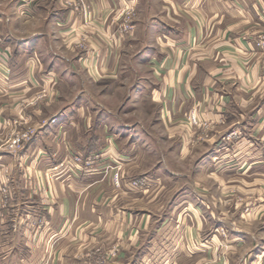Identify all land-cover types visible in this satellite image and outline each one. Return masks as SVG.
I'll list each match as a JSON object with an SVG mask.
<instances>
[{
    "label": "crops",
    "instance_id": "crops-1",
    "mask_svg": "<svg viewBox=\"0 0 264 264\" xmlns=\"http://www.w3.org/2000/svg\"><path fill=\"white\" fill-rule=\"evenodd\" d=\"M86 1L0 0V264H235L264 242V0ZM123 77L156 109L116 136L88 99Z\"/></svg>",
    "mask_w": 264,
    "mask_h": 264
},
{
    "label": "rangeland",
    "instance_id": "rangeland-1",
    "mask_svg": "<svg viewBox=\"0 0 264 264\" xmlns=\"http://www.w3.org/2000/svg\"><path fill=\"white\" fill-rule=\"evenodd\" d=\"M19 2L21 3L20 0H19ZM62 4H63V2H62ZM25 5H28V4H25ZM85 6H86L85 10H75V9H73V10L78 11V12L80 11L82 13H86V10L88 7L86 0H85ZM124 72H125V74L128 73L126 71H124ZM147 76H148V78H150L151 73L148 72ZM138 80L139 79H137L136 81H138ZM132 83H134L132 80L125 79L124 77L120 78V80H116V82H114V83L111 82L109 85V86H112L110 88V90L113 89L112 92H114V93H112V95H110V96L100 95V96L88 99V100H90L91 104L95 103L96 107H100V108L104 109V111H101L98 113L96 112L94 115L101 117V118L105 117L106 132L109 134L115 133L117 136V134L124 133L125 128L127 130L130 128H132V129L140 128V130L144 129V128L147 129V124L149 123V120H152V118H153V117H151L152 113H149L147 111L149 109V111L153 112L156 109V105L154 103L150 104L148 101L141 103V101H139L138 98L135 100L132 97L129 98V93H130L129 89H130V85ZM132 99H133V101H131ZM3 123H4L3 126H5L4 127L5 139H4L3 143L8 150H11L7 146V144L9 143V139L13 136V133L17 129H25V128L29 127L33 131L32 137L35 133V129L32 127V123L30 122V120L26 121L25 119L20 118V117H9V118L5 119V121ZM195 123H196V121H195ZM84 127L85 126L83 125V123H79V132L80 133L81 132L83 133V131H85V130L88 131L90 129L89 126H87L86 128H84ZM150 131L153 132L154 129L149 128L147 130V132H150ZM92 132L93 131H91L90 133H92ZM11 151H13V150H11ZM89 155H87V156H89ZM95 161H96V159L93 161V163ZM93 163L91 165H89L88 168H81V169L84 171H90L91 168H93V166H94ZM116 166L117 167L112 172V180L114 181L115 184L118 185L121 170H120V167H118V165H116ZM115 175H117V179H115ZM140 177H143V176H137V177L132 178L130 180V184H131V181L133 179L140 178ZM149 183H150V180L148 181V184L139 186L137 188H147ZM134 187H136V186H134ZM263 225H264V220H263L262 224H259V228H260L259 231H260L261 236H264V226ZM263 243L264 242H262L260 240L251 241V243L245 247L246 249H244V251H243V257L237 258L236 260L234 258L235 264H249L250 259H252V260H250V264L255 259H256V261H255L256 263H254V264H264V251H263L264 250V244ZM83 264H86V262H83ZM204 264H219V263H218L217 259L212 257L210 259V261L208 260V262H205Z\"/></svg>",
    "mask_w": 264,
    "mask_h": 264
},
{
    "label": "built area",
    "instance_id": "built-area-1",
    "mask_svg": "<svg viewBox=\"0 0 264 264\" xmlns=\"http://www.w3.org/2000/svg\"><path fill=\"white\" fill-rule=\"evenodd\" d=\"M22 4H29L33 0H20ZM63 5L75 9V10H85V0H62ZM129 29V25L125 24L122 26L120 29V33H123ZM254 45L258 50H261L264 54V34H261L260 36L256 37L254 40ZM83 46V44H81ZM189 117L193 122L196 121L195 116L193 112L189 114ZM16 123V122H15ZM33 131L31 128L27 127L25 129H17L14 133L13 136L9 139V143L7 146L11 150H18L24 147V145L30 141L32 138ZM97 158V155H89V156H84L83 154L80 153H75L72 157V163H74L78 168H88L89 165L93 163V161ZM115 179H117V175H115ZM148 178L146 176L140 177L133 179L131 181V184L133 186L139 187L145 184H148Z\"/></svg>",
    "mask_w": 264,
    "mask_h": 264
}]
</instances>
